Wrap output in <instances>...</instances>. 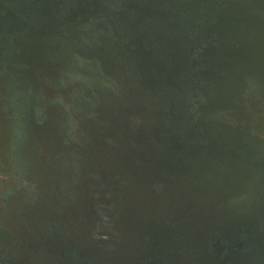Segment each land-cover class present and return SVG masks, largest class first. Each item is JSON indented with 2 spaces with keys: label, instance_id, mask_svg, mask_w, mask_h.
I'll return each mask as SVG.
<instances>
[{
  "label": "water",
  "instance_id": "95a60500",
  "mask_svg": "<svg viewBox=\"0 0 264 264\" xmlns=\"http://www.w3.org/2000/svg\"><path fill=\"white\" fill-rule=\"evenodd\" d=\"M0 38L17 256L264 264V0H3Z\"/></svg>",
  "mask_w": 264,
  "mask_h": 264
},
{
  "label": "flooded vegetation",
  "instance_id": "af4514ba",
  "mask_svg": "<svg viewBox=\"0 0 264 264\" xmlns=\"http://www.w3.org/2000/svg\"><path fill=\"white\" fill-rule=\"evenodd\" d=\"M5 71L6 64L4 60H0V117L6 116L10 121L13 117L17 121V112L21 107V101L18 99L20 93L15 85L12 95L9 96L8 101L5 100L6 84H4L3 75ZM16 159V154L12 152L2 154L0 151V264H32L26 262L25 258L17 256V253L40 250L45 243L42 236L35 235L32 238L34 233L21 235L24 231L20 230L19 224L17 226V207L14 209L15 213H12L9 207H5L7 201L17 204V200L30 202L38 199L37 197L31 198L33 187L27 186L25 182L17 181ZM10 177L11 179L7 180ZM10 196L14 201L10 200ZM17 229L20 230V234Z\"/></svg>",
  "mask_w": 264,
  "mask_h": 264
}]
</instances>
